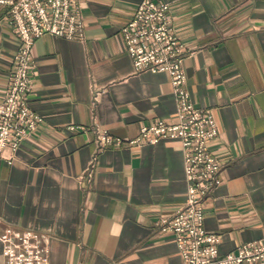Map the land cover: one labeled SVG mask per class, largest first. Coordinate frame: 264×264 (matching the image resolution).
<instances>
[{
	"label": "crops",
	"instance_id": "1",
	"mask_svg": "<svg viewBox=\"0 0 264 264\" xmlns=\"http://www.w3.org/2000/svg\"><path fill=\"white\" fill-rule=\"evenodd\" d=\"M141 1L86 0L83 41L43 35L34 43L29 106L42 122L10 164L0 159V231L46 234L49 264H182L173 238L155 225L184 200L177 141L109 145L91 182L80 181L94 127L130 139L155 120L174 121L169 77L133 73L119 35ZM152 1L169 4L190 100L218 129L211 148L222 168L203 228L218 235L221 255L263 241L264 0ZM6 16L0 6V101L19 44Z\"/></svg>",
	"mask_w": 264,
	"mask_h": 264
},
{
	"label": "built area",
	"instance_id": "2",
	"mask_svg": "<svg viewBox=\"0 0 264 264\" xmlns=\"http://www.w3.org/2000/svg\"><path fill=\"white\" fill-rule=\"evenodd\" d=\"M86 0H0L6 19L19 44L12 59L13 71L0 101V159L10 164L15 152L36 131L42 118L29 106L32 49L43 35L84 40L82 10ZM133 73H165L176 102L173 122L158 119L142 126L135 137L120 139L99 127L93 128L95 150L80 181L90 183L97 155L109 145L140 147L161 139L179 143L187 184L183 203L161 215L158 232L173 238L182 264H264V240L246 242L234 252L221 255L219 237L203 228V207L219 183L221 163L212 151L218 136L209 110L194 107L186 88L183 69L184 45L176 36L169 17V4L142 0L132 19L119 29ZM97 91L93 93L96 101ZM73 129V128H70ZM3 264H49L48 236L34 230L0 231Z\"/></svg>",
	"mask_w": 264,
	"mask_h": 264
}]
</instances>
